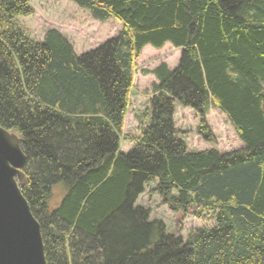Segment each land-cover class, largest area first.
Here are the masks:
<instances>
[{
	"label": "trees",
	"instance_id": "obj_1",
	"mask_svg": "<svg viewBox=\"0 0 264 264\" xmlns=\"http://www.w3.org/2000/svg\"><path fill=\"white\" fill-rule=\"evenodd\" d=\"M122 28L77 55L56 29L18 25L29 0H0V127L25 155L19 185L40 226L46 264H264V0H68ZM180 50L152 74L148 125L123 153L119 136L145 46ZM175 104L223 114L241 148L190 151ZM149 185L173 213L210 212L185 241L151 221ZM199 216V214H197Z\"/></svg>",
	"mask_w": 264,
	"mask_h": 264
},
{
	"label": "rangeland",
	"instance_id": "obj_2",
	"mask_svg": "<svg viewBox=\"0 0 264 264\" xmlns=\"http://www.w3.org/2000/svg\"><path fill=\"white\" fill-rule=\"evenodd\" d=\"M29 7L32 15L19 18L17 21L21 29L37 42L42 40L47 30L56 29L68 40L77 55L113 38L122 28V25L113 18L106 22L94 20L87 10L77 7L68 0H29ZM179 56V49L165 44L160 49L145 46L136 58L133 85L127 98V110L119 136L121 152L127 153L132 148L133 141L140 137L142 128L148 125L151 85L156 80L152 74L143 72L151 71L160 64L173 69L178 64ZM203 117L204 124L210 131V142H205L200 134L202 125L200 115L189 108L175 104L174 127L177 136L185 142L188 150L215 149L224 153L242 147L243 144L223 114L209 107ZM153 187L154 185L147 186L137 203L149 209L151 221H162L167 233L181 237L185 241L195 229H209L215 226L210 212L196 211L194 207H190L187 213L171 212L166 205H162L157 194H151Z\"/></svg>",
	"mask_w": 264,
	"mask_h": 264
},
{
	"label": "water",
	"instance_id": "obj_3",
	"mask_svg": "<svg viewBox=\"0 0 264 264\" xmlns=\"http://www.w3.org/2000/svg\"><path fill=\"white\" fill-rule=\"evenodd\" d=\"M20 143L0 127V264H46L40 226L19 189L26 160Z\"/></svg>",
	"mask_w": 264,
	"mask_h": 264
}]
</instances>
